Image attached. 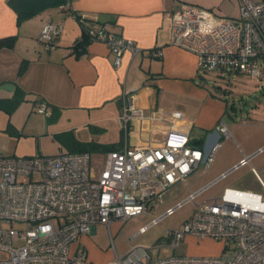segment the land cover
Masks as SVG:
<instances>
[{
	"label": "built area",
	"instance_id": "obj_1",
	"mask_svg": "<svg viewBox=\"0 0 264 264\" xmlns=\"http://www.w3.org/2000/svg\"><path fill=\"white\" fill-rule=\"evenodd\" d=\"M235 17L219 16L199 5L183 3L167 15L170 43L195 53L200 72L219 71L254 75L264 80V0H236ZM89 41H100L113 52L115 66L126 51L139 48L133 39L119 36L96 19L81 16ZM63 26L47 22L41 38L55 43ZM134 91V90H133ZM133 91L119 123L125 144L100 160L89 151L58 155L19 157L0 152V264H90L88 250L72 244L83 235L95 233L99 224L109 229L116 221L152 211L153 201L178 182H185L202 163L208 168L224 141L211 150L191 143L190 134L175 126L184 118L179 110L157 108L145 113ZM38 111L50 114L46 102ZM219 130L231 132L225 122ZM148 136V138H145ZM136 137L137 142L131 139ZM264 152L245 154L238 164L194 191L159 218L141 227L144 232L186 203L196 207L189 219L169 229L170 246L177 248L189 235L197 239L225 242L220 255H172L152 260L148 248L134 246L109 264H264V179L252 166L261 191L226 187L218 197L198 198L232 171L251 164Z\"/></svg>",
	"mask_w": 264,
	"mask_h": 264
},
{
	"label": "crops",
	"instance_id": "obj_2",
	"mask_svg": "<svg viewBox=\"0 0 264 264\" xmlns=\"http://www.w3.org/2000/svg\"><path fill=\"white\" fill-rule=\"evenodd\" d=\"M230 2L238 5L236 0H69L64 7H51L19 22L9 0H0V86H12L9 90L0 88V99L12 100L21 94L36 105L43 101L48 105L49 118L67 113L73 123L76 117L84 116L85 124L96 130L97 123L117 124L124 139L89 151L95 160H100L107 151L125 144L119 117L124 113L127 91L134 90L136 104L145 113L157 108L181 111L184 118L175 126L189 132L192 144L209 151L218 141H225L218 127L222 122L228 126L229 102L208 87L207 72L199 71L197 55L170 43L167 15L180 10L183 3L228 14ZM84 15L119 36L133 39L139 50L135 54L126 51L121 66H115V56L108 45L82 41L80 17ZM51 21L63 26L53 45L40 36L44 25ZM2 39L12 44L2 45ZM235 109L232 105V112ZM71 128L69 125L65 130L72 131ZM260 148H264V140L251 153L240 150L241 158L220 161L205 184L231 170L243 152L252 154ZM214 163L215 160L210 168L202 163L200 168L210 170ZM87 236L80 241L92 244ZM190 238L195 239L189 235Z\"/></svg>",
	"mask_w": 264,
	"mask_h": 264
},
{
	"label": "rangeland",
	"instance_id": "obj_3",
	"mask_svg": "<svg viewBox=\"0 0 264 264\" xmlns=\"http://www.w3.org/2000/svg\"><path fill=\"white\" fill-rule=\"evenodd\" d=\"M228 14L219 16L235 17L238 14V5L230 2ZM208 87L219 95H223L229 102L230 114L226 117L232 137L224 138V144L217 151L214 166L210 170L201 167L196 173L189 176L187 184L178 182L169 188L158 201H153L152 211L139 214L126 221H116L109 229L99 224L95 233H89L87 238L92 244L76 241L72 249L86 248L90 264H109L115 257L112 249L114 244L119 255L125 254L134 246L148 248L152 260L172 255H220L225 242L215 239H184L177 248L169 244L171 238L166 236L169 229L179 228L189 219L196 204L186 203L173 214L159 220L156 224L140 232L141 227L150 224L154 218H159L168 208L175 207L187 199L191 189L196 191L207 183L214 174V168L220 161L232 158H241L240 150L251 153L264 140V83L250 74L207 72ZM17 102L9 99H0V152L6 155L19 157L42 155H58L76 151L77 148L91 147V144H107L119 141L118 125L110 123L95 124L94 129L85 124V118L76 117L70 122L66 114H59L48 118L38 111V105L32 99L21 94L15 95ZM22 101V102H21ZM236 107L232 112L231 106ZM72 123V124H71ZM71 125L70 130L66 131ZM255 167L264 179V153L254 157L251 164L232 171L224 180L213 185L197 200L203 202L222 194L226 187H237L261 191V186L252 173ZM206 185V184H205ZM203 187V186H202Z\"/></svg>",
	"mask_w": 264,
	"mask_h": 264
},
{
	"label": "trees",
	"instance_id": "obj_4",
	"mask_svg": "<svg viewBox=\"0 0 264 264\" xmlns=\"http://www.w3.org/2000/svg\"><path fill=\"white\" fill-rule=\"evenodd\" d=\"M9 3L11 6L16 10L18 14L19 22L26 20L28 18H31L38 13L44 11L45 9L51 8V7H64L68 5L69 0H9ZM84 39L83 42L89 41L88 37L84 33ZM81 42V43H83ZM2 45H11V40L9 39H2L1 40ZM23 67L20 69L19 73L23 72ZM2 100H0V103ZM12 102H17V99L10 100ZM91 147H81L77 148L76 151H91L93 150V147L98 146V144L94 143L90 145ZM111 147V146H110ZM75 152V151H74Z\"/></svg>",
	"mask_w": 264,
	"mask_h": 264
},
{
	"label": "water",
	"instance_id": "obj_5",
	"mask_svg": "<svg viewBox=\"0 0 264 264\" xmlns=\"http://www.w3.org/2000/svg\"><path fill=\"white\" fill-rule=\"evenodd\" d=\"M10 87H12V86H10V84H3V85H1L0 86V88H2V89H10Z\"/></svg>",
	"mask_w": 264,
	"mask_h": 264
},
{
	"label": "bare ground",
	"instance_id": "obj_6",
	"mask_svg": "<svg viewBox=\"0 0 264 264\" xmlns=\"http://www.w3.org/2000/svg\"><path fill=\"white\" fill-rule=\"evenodd\" d=\"M49 118V117H48Z\"/></svg>",
	"mask_w": 264,
	"mask_h": 264
}]
</instances>
